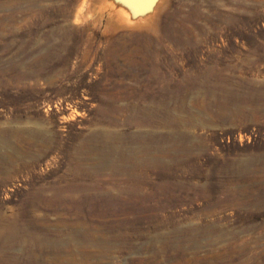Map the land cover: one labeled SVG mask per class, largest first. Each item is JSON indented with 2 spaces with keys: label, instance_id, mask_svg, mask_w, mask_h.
<instances>
[{
  "label": "rangeland",
  "instance_id": "1",
  "mask_svg": "<svg viewBox=\"0 0 264 264\" xmlns=\"http://www.w3.org/2000/svg\"><path fill=\"white\" fill-rule=\"evenodd\" d=\"M156 4L0 0V264H264V0Z\"/></svg>",
  "mask_w": 264,
  "mask_h": 264
},
{
  "label": "water",
  "instance_id": "2",
  "mask_svg": "<svg viewBox=\"0 0 264 264\" xmlns=\"http://www.w3.org/2000/svg\"><path fill=\"white\" fill-rule=\"evenodd\" d=\"M116 6L129 13L131 18L143 17L152 12L158 0H112Z\"/></svg>",
  "mask_w": 264,
  "mask_h": 264
},
{
  "label": "bare ground",
  "instance_id": "3",
  "mask_svg": "<svg viewBox=\"0 0 264 264\" xmlns=\"http://www.w3.org/2000/svg\"><path fill=\"white\" fill-rule=\"evenodd\" d=\"M157 10V4H154V6H153V8H152V11H156ZM118 13V12H117ZM66 14V13H65ZM68 14V13H67ZM115 14H116V12H115ZM120 14V13H119ZM75 16V15H74ZM70 17V16H69ZM55 18V17H54ZM54 18H52V19H54ZM83 18V17H82ZM81 18V19H82ZM116 18H117V15H116ZM43 19V18H42ZM47 19V18H46ZM62 19V18H61ZM120 20V19H119ZM122 20V19H121ZM43 22H45V21H43ZM72 22V21H71ZM56 23V22H55ZM66 23V22H65ZM124 23V22H123ZM57 28V27H56ZM63 28V27H62ZM54 32V31H53ZM59 32V31H58ZM57 33V32H56ZM52 34H54V33H52ZM64 34V33H63ZM66 34V33H65ZM72 35V34H71ZM60 36V35H59ZM70 37V36H69ZM68 37V38H69ZM46 38V37H45ZM47 39V38H46ZM46 41H48V40H46ZM60 41V40H59ZM62 43V42H61ZM59 45V44H58ZM47 47V46H46ZM65 47V46H64ZM48 48V47H47ZM52 48V47H51ZM50 50V49H49ZM52 51V50H51ZM51 53H53V51L51 52ZM57 53V52H56ZM45 54V53H44ZM50 54V53H49ZM45 56V55H44ZM51 59V58H50ZM49 79V78H48ZM49 81H50V79H49ZM223 86H225V85H223ZM222 90V89H221ZM220 91V90H219ZM224 91V90H223ZM222 91V92H223ZM233 91V90H232ZM228 93V92H227ZM142 94V93H141ZM152 109V108H151ZM142 111V110H141ZM153 111V110H152ZM154 112V111H153ZM156 112V111H155ZM143 113H146L145 112V110H143ZM147 114V113H146ZM144 115V114H143ZM148 116V115H147ZM132 117V116H131ZM140 117V116H139ZM148 117H150V116H148ZM137 118V117H136ZM135 118V119H136ZM139 123V122H138ZM153 138V137H152ZM156 140V139H155Z\"/></svg>",
  "mask_w": 264,
  "mask_h": 264
}]
</instances>
